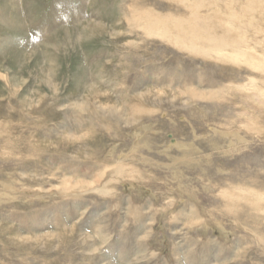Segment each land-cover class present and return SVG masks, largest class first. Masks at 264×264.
Instances as JSON below:
<instances>
[{
  "label": "rangeland",
  "instance_id": "rangeland-1",
  "mask_svg": "<svg viewBox=\"0 0 264 264\" xmlns=\"http://www.w3.org/2000/svg\"><path fill=\"white\" fill-rule=\"evenodd\" d=\"M259 58L264 0H0V264H264Z\"/></svg>",
  "mask_w": 264,
  "mask_h": 264
},
{
  "label": "bare ground",
  "instance_id": "bare-ground-1",
  "mask_svg": "<svg viewBox=\"0 0 264 264\" xmlns=\"http://www.w3.org/2000/svg\"><path fill=\"white\" fill-rule=\"evenodd\" d=\"M226 40V39H225ZM229 42V40L228 41H226V43H228ZM226 46H229V45H226ZM242 48H245V47H242ZM217 51V50H216ZM222 51H224L223 49H222ZM244 50H242V49H235V51L233 52V53H231L230 55H232V58L233 59H238V58H241V57H244L245 55H246V53H244L243 52ZM218 53H221L220 51H219V49H218V51H217ZM222 54V53H221ZM252 55L253 54H251V57H252ZM259 63H262V65L264 64V59H260L259 58ZM176 124V123H175ZM129 129V128H128ZM149 133V132H148ZM144 134V133H143ZM208 135V134H207ZM231 136V135H230ZM196 137V136H195ZM229 137V136H228ZM139 138V137H138ZM170 146V145H169ZM133 150V149H132ZM157 150V149H156ZM174 161V160H173ZM182 161V160H181ZM142 162V161H141ZM160 162V161H159ZM158 162V163H159ZM179 162H180V160H179ZM163 164V163H162ZM183 164V163H182ZM158 168V167H157ZM117 173H118V171H116ZM154 175V174H153ZM33 192V191H32ZM36 193V192H35ZM13 194V193H12ZM39 194V193H38ZM2 196V195H1ZM44 197V196H43ZM1 198H4V197H1ZM13 198V197H12ZM39 199V198H38ZM17 200V199H16Z\"/></svg>",
  "mask_w": 264,
  "mask_h": 264
},
{
  "label": "water",
  "instance_id": "water-1",
  "mask_svg": "<svg viewBox=\"0 0 264 264\" xmlns=\"http://www.w3.org/2000/svg\"><path fill=\"white\" fill-rule=\"evenodd\" d=\"M37 195V194H36Z\"/></svg>",
  "mask_w": 264,
  "mask_h": 264
}]
</instances>
